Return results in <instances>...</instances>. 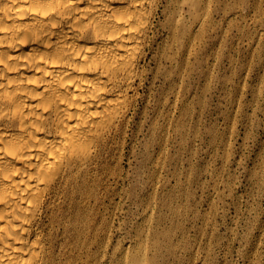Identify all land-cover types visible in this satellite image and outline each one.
I'll return each instance as SVG.
<instances>
[{"label": "rangeland", "instance_id": "rangeland-1", "mask_svg": "<svg viewBox=\"0 0 264 264\" xmlns=\"http://www.w3.org/2000/svg\"><path fill=\"white\" fill-rule=\"evenodd\" d=\"M171 6L55 264H264V0Z\"/></svg>", "mask_w": 264, "mask_h": 264}, {"label": "bare ground", "instance_id": "bare-ground-1", "mask_svg": "<svg viewBox=\"0 0 264 264\" xmlns=\"http://www.w3.org/2000/svg\"><path fill=\"white\" fill-rule=\"evenodd\" d=\"M170 2L0 0V264H55Z\"/></svg>", "mask_w": 264, "mask_h": 264}]
</instances>
